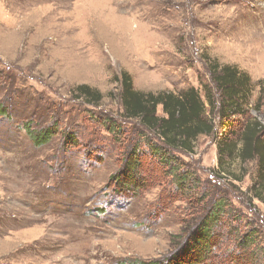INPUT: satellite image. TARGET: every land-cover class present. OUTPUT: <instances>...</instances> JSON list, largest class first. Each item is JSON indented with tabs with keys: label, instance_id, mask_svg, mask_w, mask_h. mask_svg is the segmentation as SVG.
Returning <instances> with one entry per match:
<instances>
[{
	"label": "rangeland",
	"instance_id": "374dc122",
	"mask_svg": "<svg viewBox=\"0 0 264 264\" xmlns=\"http://www.w3.org/2000/svg\"><path fill=\"white\" fill-rule=\"evenodd\" d=\"M207 59L251 78L240 113L219 108ZM122 70L144 92L211 91L213 132L193 153L171 152L187 181L123 118ZM81 84L101 101L76 98ZM263 86L264 0H0V264L163 263L217 201L225 216L207 263L264 264V203L249 190L257 162L218 148L247 120L264 123ZM52 125L35 145L27 127ZM134 147L140 189L123 190L110 176Z\"/></svg>",
	"mask_w": 264,
	"mask_h": 264
},
{
	"label": "trees",
	"instance_id": "16d2710c",
	"mask_svg": "<svg viewBox=\"0 0 264 264\" xmlns=\"http://www.w3.org/2000/svg\"><path fill=\"white\" fill-rule=\"evenodd\" d=\"M207 69L210 81L214 84L219 95L222 110L227 107L234 109L233 112L240 113L242 104L247 102L251 90V78L246 72L240 71L236 66L230 64H219L215 60L207 59ZM119 83V98L122 108V116L127 120H135L145 131L151 132L156 141L148 145L150 151L155 154L162 166L176 176L179 183L188 177L180 172L178 159L172 151L193 153L195 143L199 136L209 135L213 132L214 123L209 113L215 112L216 102L211 96V91L205 90L206 97L194 87H189L179 93L169 91L144 92L137 90L132 85L130 74L122 70L116 77ZM206 88V87H205ZM74 96L82 99L88 104H97L102 99V94L86 84H81L73 89ZM255 106L263 110L264 114V86L261 88L256 99ZM160 106L161 115L157 109ZM218 110V109H217ZM5 109L0 104V114ZM52 126L39 130L27 127L28 134L35 145L46 143L52 136ZM68 138V140H67ZM67 141L74 142L71 136ZM228 143L219 145V153L228 151L236 152V157L242 163L255 160L257 162L256 181L249 188L253 196L264 203V123L256 119L245 122L239 135L230 139ZM140 162L137 148H133L124 160L122 167L110 176L114 182L123 190L137 191L140 189ZM140 184V185H139ZM224 205L217 201L205 213V215L193 226L184 230V239L181 246L173 251L165 262L156 259L154 261H141L136 258L124 259L118 264H208L214 257V250L219 246V230L217 224L225 216ZM247 239L243 240L246 244Z\"/></svg>",
	"mask_w": 264,
	"mask_h": 264
}]
</instances>
